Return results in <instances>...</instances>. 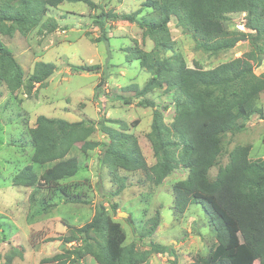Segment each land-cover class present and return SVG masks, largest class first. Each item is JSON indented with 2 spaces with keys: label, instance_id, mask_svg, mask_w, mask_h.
I'll use <instances>...</instances> for the list:
<instances>
[{
  "label": "trees",
  "instance_id": "trees-1",
  "mask_svg": "<svg viewBox=\"0 0 264 264\" xmlns=\"http://www.w3.org/2000/svg\"><path fill=\"white\" fill-rule=\"evenodd\" d=\"M64 2H82L96 8L92 0H0V87L3 83L10 93H15L23 86L25 77L22 65L1 36L13 37L16 32L26 36L38 27L39 33L43 29L55 31L57 23L44 18L50 7ZM145 9L150 13L139 17ZM238 13L246 14L243 25L248 32L227 28L229 16ZM173 18L177 27L206 53L217 55L232 50L243 40L249 42L251 50L213 69L190 68L171 38L169 24ZM108 20L136 23L143 30V41L149 38L154 43L150 52L132 48L127 55L128 62L140 61L151 78L143 88L133 84L126 90L142 96L156 85L165 87L166 93L172 95L175 116L170 125L165 123L164 114L155 102L140 103L153 108L148 138L156 163L148 166L124 121L104 118L97 125L91 120L68 122L42 115L31 130L30 159L33 164L51 166L38 176L33 166L28 165L14 176L13 185L31 188L39 182L52 185L76 176L79 162L68 156L77 144H81L84 154L102 146L90 140L98 126L109 140L102 148L99 165L101 170L109 171L118 185L111 192L113 197L126 188L125 177L119 175L121 171H142L149 182L160 185L180 168L187 170V179L174 187L175 210L183 214L188 206L200 205L210 218L217 240L207 257H197L190 264L243 261L264 264V159L252 161L249 147H237L229 154L228 164L219 167L215 179L209 177L210 169L219 165L224 137L241 133L253 115H262L258 101L264 93V73L257 75L256 69L264 63V0H144L141 8L132 13L102 11L96 21L103 33L99 42L108 40L105 35ZM70 68L75 72L98 73L102 66L71 65ZM55 71L53 63L36 62L28 79L30 86H44ZM104 83L102 78L97 92ZM107 123L118 124L119 129ZM126 219L136 233L135 219L130 215ZM160 222L158 210L139 238H151ZM74 232L81 235L80 244L69 251V257L60 261L61 264H82L86 256H91L97 264H144L153 254L173 256L172 264H177L176 252L169 246L150 242L149 249L140 251L135 242L126 244L125 230L100 204L92 221ZM77 239L72 237L69 242Z\"/></svg>",
  "mask_w": 264,
  "mask_h": 264
},
{
  "label": "rangeland",
  "instance_id": "rangeland-1",
  "mask_svg": "<svg viewBox=\"0 0 264 264\" xmlns=\"http://www.w3.org/2000/svg\"><path fill=\"white\" fill-rule=\"evenodd\" d=\"M92 1L96 8L82 2H64L50 7L44 19L57 23L58 28L53 32L43 29V33H39L38 27L26 36L19 32L13 37L1 36L22 65L25 77L23 86L15 93H10L3 83L0 87V264H57L65 260L69 251L80 244L81 235L74 231L92 221L98 204L105 207L113 221L121 224L127 234L126 244L135 242L140 251L149 249L150 242L169 246L176 252L177 264H190L197 257L205 258L217 244L210 218L200 205L188 206L183 214L175 210L174 187L187 179V170L180 168L160 185L149 182L142 171H121L119 175L125 177L126 188L113 197L111 192L118 185L109 171L101 170L99 165L102 148L109 140L98 126L90 140L102 146L84 154L81 144H77L68 156L79 162L76 176L52 185L43 182L31 188L13 185L14 176L24 167L32 165L40 176L51 166L33 164L30 159L33 153L31 130L42 115L68 122L91 120L97 125L104 118L124 121L148 166L156 163L148 138L153 108L140 103L144 100L155 102L164 114L165 123L170 125L175 116L172 95L166 93L165 87L156 85L142 96L126 90L133 84L143 88L151 78L140 61L128 62L127 55L132 48L150 52L154 43L149 38L143 41V30L138 24L109 20L105 23L108 40L99 42L103 33L96 25L102 11L132 13L141 8L144 0ZM147 13L150 10L145 9L139 17ZM229 17L227 28L230 31L248 32L243 25L245 13ZM169 30L177 51L190 68L213 69L251 50L249 42L243 40L232 50L212 55L198 49L192 37L177 27L175 18ZM39 61L53 63L56 71L44 86L31 87L28 79ZM91 64H99L102 69L89 73L70 68L71 65ZM262 73L264 63L256 69L257 75ZM102 78L105 83L97 92ZM258 106L262 108L261 116L253 115L241 133L224 137L219 165L209 171L211 180L215 179L220 166L228 164L229 154L237 147H249L252 161L264 159V93ZM107 125L119 129L118 124ZM158 210L161 222L155 234L140 239L144 226ZM128 215L135 219L136 233L127 222ZM72 237L79 239L69 242ZM174 259L168 254H153L144 264H172ZM82 264L97 263L86 256Z\"/></svg>",
  "mask_w": 264,
  "mask_h": 264
}]
</instances>
